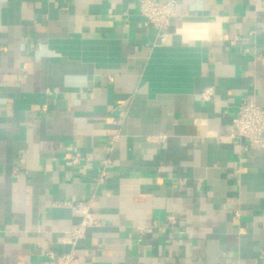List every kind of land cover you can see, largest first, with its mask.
<instances>
[{
	"label": "crops",
	"instance_id": "1",
	"mask_svg": "<svg viewBox=\"0 0 264 264\" xmlns=\"http://www.w3.org/2000/svg\"><path fill=\"white\" fill-rule=\"evenodd\" d=\"M250 98L264 0H178L163 37L139 0H0V264H264V151L229 137Z\"/></svg>",
	"mask_w": 264,
	"mask_h": 264
},
{
	"label": "built area",
	"instance_id": "2",
	"mask_svg": "<svg viewBox=\"0 0 264 264\" xmlns=\"http://www.w3.org/2000/svg\"><path fill=\"white\" fill-rule=\"evenodd\" d=\"M178 0H139V14L144 18V23L147 26L153 27L160 37H163L170 21L176 17V4ZM211 92L206 91L203 94L204 99H210ZM229 137L231 139H244L247 142V149L251 151H264V108L256 105L253 98L243 100L237 106L236 116L229 127ZM82 158L80 155L72 156L69 161V166L80 164ZM97 182L101 183L106 176V167L110 164V160L102 162ZM240 169H237L239 171ZM18 170L12 172V176L16 177ZM2 171L0 170V178ZM70 205V203H69ZM75 208L83 209L84 215L81 223L74 226L68 232L70 239L73 243L81 239L88 227L96 226L97 220L89 212V203H77ZM238 214H236V217ZM173 221V217L168 218ZM150 227L142 226L138 228L139 233L150 232ZM49 259L54 260L56 256L49 252L47 253ZM74 253L73 251L57 257L58 264H73Z\"/></svg>",
	"mask_w": 264,
	"mask_h": 264
}]
</instances>
